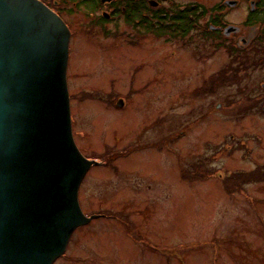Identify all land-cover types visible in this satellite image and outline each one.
<instances>
[{"label": "rangeland", "instance_id": "374dc122", "mask_svg": "<svg viewBox=\"0 0 264 264\" xmlns=\"http://www.w3.org/2000/svg\"><path fill=\"white\" fill-rule=\"evenodd\" d=\"M64 17L73 135L99 162L79 200L103 216L77 227L54 264H264V182L224 186L231 172L264 165V50L245 62L228 49L233 38L214 45L203 31L174 39ZM200 162L213 174L201 181ZM124 216L148 239L132 241Z\"/></svg>", "mask_w": 264, "mask_h": 264}, {"label": "water", "instance_id": "95a60500", "mask_svg": "<svg viewBox=\"0 0 264 264\" xmlns=\"http://www.w3.org/2000/svg\"><path fill=\"white\" fill-rule=\"evenodd\" d=\"M70 36L41 1L0 0V264H54L91 220L79 189L95 161L73 136Z\"/></svg>", "mask_w": 264, "mask_h": 264}, {"label": "flooded vegetation", "instance_id": "af4514ba", "mask_svg": "<svg viewBox=\"0 0 264 264\" xmlns=\"http://www.w3.org/2000/svg\"><path fill=\"white\" fill-rule=\"evenodd\" d=\"M47 7L60 15L70 29L64 15H76L89 18L91 23L108 24L121 20L135 31L153 34L157 37L186 38L190 31L213 32L230 43L233 54L246 53L247 56L263 40L264 1L263 0H40ZM254 2V3H253ZM247 7L248 12L242 20H232V13ZM230 18V19H229ZM237 26L225 34L228 26ZM176 26V27H175ZM184 30L174 36L171 28ZM171 27V28H170ZM71 31V30H70ZM213 42V41H212ZM217 41H214V45ZM251 58V56H248ZM236 58V57H235ZM237 59V58H236ZM125 232L132 241L140 236L148 237L137 231V223L125 225ZM129 224V223H128ZM143 241V240H141Z\"/></svg>", "mask_w": 264, "mask_h": 264}, {"label": "trees", "instance_id": "16d2710c", "mask_svg": "<svg viewBox=\"0 0 264 264\" xmlns=\"http://www.w3.org/2000/svg\"><path fill=\"white\" fill-rule=\"evenodd\" d=\"M170 30H171L173 35L174 34L178 35V34L184 33V30L181 27L178 29L171 28ZM205 35L207 38H210V37H213L214 35H217V34L213 33V32H207V34H205ZM217 75H215V76H217ZM215 76L211 77L207 82L214 81L213 78H215ZM242 102L243 101H241V103L236 104V109L242 108V106H243ZM251 107H254V106H251ZM255 180L264 181V169L256 168L255 170H252V171L239 172L236 175H230L225 180V183H226L225 187H226V190L228 192H233V191H237V189H239V188L241 189V185H243L245 183L247 184V183L255 182Z\"/></svg>", "mask_w": 264, "mask_h": 264}, {"label": "bare ground", "instance_id": "6f19581e", "mask_svg": "<svg viewBox=\"0 0 264 264\" xmlns=\"http://www.w3.org/2000/svg\"><path fill=\"white\" fill-rule=\"evenodd\" d=\"M73 131V130H72Z\"/></svg>", "mask_w": 264, "mask_h": 264}]
</instances>
